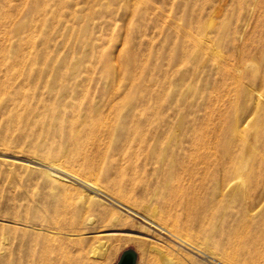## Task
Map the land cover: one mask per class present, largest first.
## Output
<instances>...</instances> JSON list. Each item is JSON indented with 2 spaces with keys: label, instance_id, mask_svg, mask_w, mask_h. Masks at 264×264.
I'll use <instances>...</instances> for the list:
<instances>
[{
  "label": "rangeland",
  "instance_id": "rangeland-1",
  "mask_svg": "<svg viewBox=\"0 0 264 264\" xmlns=\"http://www.w3.org/2000/svg\"><path fill=\"white\" fill-rule=\"evenodd\" d=\"M234 244L264 264V0H0V264Z\"/></svg>",
  "mask_w": 264,
  "mask_h": 264
},
{
  "label": "bare ground",
  "instance_id": "bare-ground-1",
  "mask_svg": "<svg viewBox=\"0 0 264 264\" xmlns=\"http://www.w3.org/2000/svg\"><path fill=\"white\" fill-rule=\"evenodd\" d=\"M4 156V155H3ZM13 156V158L14 159H17V160H20V159H18V158H15L16 156H14V155H12ZM5 157H8V156H6L5 155ZM10 158V157H9ZM30 160V159H29ZM205 161H206V159H204ZM30 162L31 163H35V164H37V165H43L41 162H37V161H35V160H30ZM49 170H51L52 172H55V173H57V174H61V175H64V176H68V177H70V178H72L73 180H79L75 175H73V174H71V173H69V172H64L63 170H61V169H59L58 167H56V166H46ZM54 175V174H53ZM56 176H58V175H56ZM80 181V180H79ZM83 182V185L85 186V187H87L88 189H92L93 191L95 190H98V188L97 187H99V186H95V184L93 185V183H91V182H87V181H81L80 183H82ZM97 193H98V191H97ZM102 194H103V192H102ZM116 202V201H115ZM126 209H128V208H126ZM125 210V209H124ZM128 212V211H127ZM177 214V213H176ZM175 218V217H174ZM177 218H175L174 220H176ZM180 219V218H179ZM176 222L178 223V221L176 220ZM175 222V223H176ZM175 226V225H174ZM213 230V229H212ZM241 230V229H240ZM181 240V239H180ZM182 241H185V240H182ZM178 242V241H177ZM187 244H190V243H188L187 241H185ZM200 242V241H199ZM179 243V242H178ZM180 243H182L181 241H180ZM209 243V242H208ZM186 244V245H187ZM214 245H217L216 243L214 244ZM229 246V245H228ZM191 247H192V245H191ZM214 247V246H213ZM204 248V247H203ZM216 248H218V250H220V252L222 253V255L221 254H219L221 257H222V260L221 261H223V263L222 262H220V260L218 261L220 264H258V262H257V258H255L254 257V259H252V258H249L248 260H245L244 258H243V256H242V253H241V251H239V249H238V247L234 244L232 247H231V245H230V247L229 248H226V250L225 249H220V247H216ZM216 248H215V250H216ZM213 253V252H212ZM261 253V252H260ZM242 256V257H241ZM220 257V258H221ZM68 264H74V263H69L68 262ZM138 264V263H137Z\"/></svg>",
  "mask_w": 264,
  "mask_h": 264
},
{
  "label": "water",
  "instance_id": "water-1",
  "mask_svg": "<svg viewBox=\"0 0 264 264\" xmlns=\"http://www.w3.org/2000/svg\"><path fill=\"white\" fill-rule=\"evenodd\" d=\"M113 264H137L136 252L131 247H127L119 253L118 259Z\"/></svg>",
  "mask_w": 264,
  "mask_h": 264
}]
</instances>
